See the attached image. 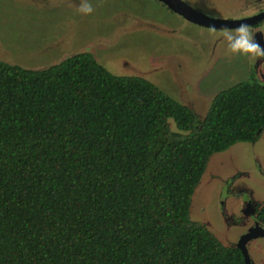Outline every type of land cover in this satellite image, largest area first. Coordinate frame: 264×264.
<instances>
[{
  "label": "trees",
  "instance_id": "trees-1",
  "mask_svg": "<svg viewBox=\"0 0 264 264\" xmlns=\"http://www.w3.org/2000/svg\"><path fill=\"white\" fill-rule=\"evenodd\" d=\"M263 123L252 81L197 120L85 53L43 69L0 61V264H244L188 206L208 156Z\"/></svg>",
  "mask_w": 264,
  "mask_h": 264
},
{
  "label": "flooded vegetation",
  "instance_id": "flooded-vegetation-1",
  "mask_svg": "<svg viewBox=\"0 0 264 264\" xmlns=\"http://www.w3.org/2000/svg\"><path fill=\"white\" fill-rule=\"evenodd\" d=\"M75 2L76 0H46L45 5L58 3L75 5ZM36 3L44 5V3ZM121 6V10L119 4L117 7L124 20L116 27L118 35H115L110 43L109 37L104 39L97 36L96 39L86 40L77 48L76 53L90 55L115 75L131 74L148 81L155 78L160 84L156 85L159 89L163 91L160 86L166 85L176 97L166 93L167 95L178 102L182 100L188 103L190 106L188 109L194 113L197 120L204 117L213 97L219 91L238 82L252 81L264 92V57L253 60L245 56V59L248 58V63L245 64L243 79L236 77L237 71H221L211 67L213 57L216 60L234 61L237 56V54L215 55L216 48L212 47L218 41L223 45L227 42L223 33L225 29L234 30L240 24H247L255 40L264 45V0H129L126 6L123 4ZM179 10L187 17L179 13ZM177 19L181 22L178 23ZM149 24L152 26L147 27ZM213 27L215 32L211 31ZM129 28L137 31L148 30L154 32L153 34H165L166 40L160 44L157 59H149L140 46L130 47L123 44L118 47L113 46L109 54L104 51L106 46L102 45L103 43L115 44L124 30ZM187 28L192 29L193 33L184 32ZM198 29L204 31L203 36L197 33ZM174 32L180 33L177 34L180 41L171 39ZM207 32L211 33L210 43L206 36ZM49 46L53 47V44ZM68 56L70 55L64 53L58 55V58L62 60ZM59 61L50 59L49 65ZM211 91H214L212 96H207ZM263 127L264 123L253 140L243 142H255ZM255 166L259 170L258 174L264 176L263 165L257 158ZM244 177L246 174L239 172L227 180L226 203L220 197L218 204L221 212L226 210L229 213L224 217L225 222L230 226L239 225L240 228L239 233L232 240L228 238L227 247L237 249L241 257V250H244L248 264H264V250L260 247L262 242L260 239L264 238V200L254 199L246 187L237 183L239 178ZM236 191L240 192V197L236 207L228 211L226 209L227 200H230L228 196L236 195Z\"/></svg>",
  "mask_w": 264,
  "mask_h": 264
},
{
  "label": "rangeland",
  "instance_id": "rangeland-1",
  "mask_svg": "<svg viewBox=\"0 0 264 264\" xmlns=\"http://www.w3.org/2000/svg\"><path fill=\"white\" fill-rule=\"evenodd\" d=\"M45 1L0 0V61L15 63L23 67L43 66L48 65L50 59L59 61L58 55L60 54L76 53L77 48L84 41L96 39L97 36L104 39L109 37L110 43L119 33L116 30L117 25L124 20L123 15L119 14L117 6L119 4L121 10V4L126 6L129 2V0H86L92 5L93 11L91 14L85 15L78 11L84 0H76L75 5L65 3L45 5ZM36 2L44 3V5H38ZM177 22L181 21L177 19ZM150 26L152 25L149 24L147 27ZM184 32L193 33L190 28ZM153 33L148 30L137 31L134 28H129L124 30L115 44L103 43L102 45L106 46L104 51L108 54L112 51L113 46L118 47L123 44L130 47L140 46L145 50L149 59H157L160 53V44H163L162 42L166 39L165 34ZM197 33L201 36L204 35V31L199 29ZM177 34L180 33L174 32L171 39L178 42L180 38ZM206 36L210 43L211 33L207 32ZM50 44H53V47H50ZM212 48H216L215 55L230 54L228 41L224 45L218 41ZM247 63L248 58L245 59L244 55L237 54L234 61L216 60L213 57L211 67L221 71H237L235 75L241 79ZM150 81L155 85L159 84L155 78H151ZM160 87L165 93L176 97L170 89L166 88V85ZM210 93L207 96H212L214 91ZM211 156L217 158L218 162L211 168L212 176H209L206 182L203 181V191L195 199L204 206L198 217L208 223V230L217 239L228 245L229 239L232 240L239 233L240 228H238L239 225L230 226L225 222L224 217L229 213L226 210L221 212L219 209L220 197L226 203L227 180L234 177L236 173L243 172L246 177L239 178L237 183L246 187L254 199L264 200V176L258 174L259 170L255 166L257 158L263 165L264 174V127L255 142H236ZM236 192V195L228 196L230 199L227 200L226 209L228 211L236 207L240 197V192ZM260 240H262L260 247L264 250V238Z\"/></svg>",
  "mask_w": 264,
  "mask_h": 264
},
{
  "label": "clouds",
  "instance_id": "clouds-1",
  "mask_svg": "<svg viewBox=\"0 0 264 264\" xmlns=\"http://www.w3.org/2000/svg\"><path fill=\"white\" fill-rule=\"evenodd\" d=\"M78 11L88 15L91 14L93 8L90 3H87L86 0H84L79 6ZM211 31L215 32L216 30L213 27ZM223 33L228 41V52L230 54L248 56L253 60L264 57V45L255 40L249 25L240 24L234 30H223Z\"/></svg>",
  "mask_w": 264,
  "mask_h": 264
},
{
  "label": "water",
  "instance_id": "water-1",
  "mask_svg": "<svg viewBox=\"0 0 264 264\" xmlns=\"http://www.w3.org/2000/svg\"><path fill=\"white\" fill-rule=\"evenodd\" d=\"M179 13H181L182 15H184V16H186L187 17V15L185 14V13H183L181 10H179L178 11ZM70 55H73V54H70ZM49 66V64L48 65H43V66H35V67H27V68H29V69H43V68H46V67H48ZM127 74V73H126ZM127 75H131V74H127ZM181 104H183V105H185V106H187L188 108L190 107L189 106V104L188 103H186V102H183V101H179ZM236 143V142H235ZM234 144V143H233ZM232 145V144H231ZM231 145H229V146H231ZM228 146V147H229ZM227 147V148H228ZM227 148H225V149H227ZM225 149H223V150H225ZM223 150H221V151H223ZM217 152H220V151H217ZM214 153H216V152H214ZM213 154V153H212ZM212 154H210L209 156H208V158H207V160H206V163H205V167H204V170H203V172L201 173V175H200V177H199V179H198V181H197V183H196V185L193 187V190H192V193H191V195H190V201H189V206H188V217H189V219L191 220V221H195V222H198V223H201L207 230H208V228H207V226H208V223H206L205 222V220L203 219V218H199L198 217V214L200 213V212H202L203 211V209H204V206H202V204L199 202V201H197V200H195V199H197V197H198V194H200L202 191H203V188H204V184H202L203 183V181L204 182H206V180L209 178V176H210V173H213L212 171H211V168L212 167H214L215 165H216V163L218 162L217 161V158H213V156H211ZM211 156V157H210ZM216 157V156H215ZM198 185V186H197ZM199 185H200V188H198L199 187ZM196 186H197V188H196ZM196 189V190H195ZM194 190H195V192H194ZM193 192H194V195H193ZM209 231V230H208ZM210 232V231H209ZM211 233V232H210ZM212 234V233H211ZM213 235V234H212ZM214 236V235H213ZM215 237V236H214ZM216 238V237H215ZM217 239V238H216ZM223 246H227L226 244H224V243H222V241L221 240H219V239H217ZM241 253H242V258H243V263L244 264H248V258H247V256H246V254H245V252H244V250H241Z\"/></svg>",
  "mask_w": 264,
  "mask_h": 264
}]
</instances>
